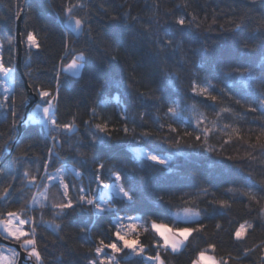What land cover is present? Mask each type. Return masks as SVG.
Masks as SVG:
<instances>
[{
  "label": "trees",
  "instance_id": "16d2710c",
  "mask_svg": "<svg viewBox=\"0 0 264 264\" xmlns=\"http://www.w3.org/2000/svg\"><path fill=\"white\" fill-rule=\"evenodd\" d=\"M23 2L24 0H0L2 58L5 66L14 70L13 89L17 111L16 135L8 143L6 136L11 133L12 118L0 115V133L4 134L0 135V147L4 149L0 150V168H6L15 156L26 152L28 167L34 171L37 167L42 168L45 163L51 141L46 133L40 131L42 125L34 123L28 124L19 146L15 144L19 136L20 117H23L26 110L21 106V101L27 98L25 81L16 70V32L19 18L16 12L17 4L23 8ZM63 2L64 0H27L21 32L23 73L34 92L37 87L53 88L66 42H74L78 50L85 49L90 53L88 69L81 77H71L67 73L61 76L57 119L66 123L76 116L79 135L72 137L68 143H64L65 137H61L64 147L54 149L60 153V159L57 162L54 158V163L49 165V172H54L61 165L76 167L84 173L83 180L71 174L65 180H71L77 185L82 182L87 186L92 182L96 168L93 159L98 158L99 162L105 163L106 169L112 168L121 172L125 178V187L131 183L136 188L138 196L132 208L119 203V197L115 194L113 199L117 201L116 207L120 210V215L139 216L144 226H149L151 220L166 223L170 227L185 226V222L176 220L172 213L183 206L182 197L200 195L196 202L201 209H207L202 212L204 232H194L183 249L177 253L161 250L160 255L165 264H193L199 251L207 249L209 244L216 246L214 253L209 250L218 260L224 258L230 264H264L261 259L264 251L258 247L264 241V217L258 215L259 206L250 207L247 198L239 195L234 196L231 209H220L208 204L213 199L233 197V193L227 192L228 188L257 184L264 178V157H257L255 161L222 160L217 155L203 152L198 145L187 146L195 144L192 137H184L186 143L178 149L169 148L164 143L165 140L170 142L171 137L176 135L169 132L170 124L178 129L180 136H184L185 131L193 132V136L196 134L194 121L169 120L166 113L170 104H177L181 108L196 104L209 119L214 116L213 109L200 103L201 97L193 95V80L200 82L207 79L216 85L217 90H232L229 94L233 99L222 95V104L217 106V110L221 106L232 108L234 115L226 122L234 123L245 132L249 128L258 131L260 124L264 123V118H260L258 112L245 111L247 104L244 101L239 105L235 103L240 90L234 88L223 74L229 70L225 65L238 64L253 68L254 74L260 75L264 57L259 52L246 53L239 49V38L224 29L231 26L229 22L232 19L245 13L249 26L255 27L264 15V0H257L255 4L250 0H86L88 7L80 15H85V12L88 14L91 31L90 35L79 37L66 29L63 13L60 11ZM129 11L132 17L139 18L141 24H135L132 20L121 24L119 20L111 19L112 16L123 17ZM181 15L188 19H191V15H196L203 22V28L195 32V39L184 43L182 50L157 55L154 44L147 39L136 38L142 30L141 25L153 17L160 20V27L164 29ZM213 18L216 20L215 24L212 23ZM209 25L213 31L207 30ZM220 25H224V28ZM28 32L36 33L41 45L39 50L33 49L29 52L26 49L25 39ZM244 35L249 36L253 42L258 41V34L253 36L246 30ZM92 108H96L99 114L95 122H101L102 119L108 123L110 129H115L110 132L111 142L108 146L89 144L83 121L92 119ZM124 115L127 120L123 118ZM125 124L129 129L135 128V135H126L122 131ZM143 131H149L152 135L141 139L139 134ZM223 138L218 133H213L209 137V143L219 148ZM69 144L86 153V164L77 163L80 157L69 150ZM28 145L32 147L30 152H27ZM132 147H145L156 153L170 154L172 160L167 168L155 165L145 157H138L131 150ZM223 147L224 155L244 156L246 150L241 142L236 141ZM249 173L252 174L251 178ZM202 188H208L209 192L201 194ZM164 193L169 194L166 201L170 200L171 205L158 201L157 196ZM212 193H215V197ZM16 195L19 196L20 193L17 192ZM27 195L30 196L31 193ZM114 219L115 214L105 213L101 217H95L85 210L74 212L66 218L62 222L63 231L59 234L41 226L37 230V239L46 264H57L62 253L64 264H88L86 257L91 255L90 249L95 239L99 237L108 242L111 238L110 224ZM245 221L257 227L254 232L249 230L246 242H238L234 239V231ZM84 224L92 230L91 240L86 233L80 231ZM217 224L221 225L219 229ZM137 231L146 254L153 255L156 250L155 242L159 237L152 230L144 232L142 228H138ZM247 248L256 250L244 256ZM139 261V257L125 256L120 264H138Z\"/></svg>",
  "mask_w": 264,
  "mask_h": 264
},
{
  "label": "snow or ice",
  "instance_id": "6c2138e0",
  "mask_svg": "<svg viewBox=\"0 0 264 264\" xmlns=\"http://www.w3.org/2000/svg\"><path fill=\"white\" fill-rule=\"evenodd\" d=\"M250 2L255 4L257 0H250ZM184 6L187 7V5ZM87 7L86 0H64L61 5L60 11L63 13L64 20L71 29V33L77 37L85 34L90 35L91 23L88 14L85 12V15H80ZM22 12H24V9L17 4V18ZM111 19L119 20L121 24H127L129 20L134 21L135 24H141L138 17L131 16L130 11L125 13L123 17L112 16ZM247 20L248 16L245 13L239 18L232 19L229 22L231 26L224 30L232 32L239 38V49L246 53L259 52L264 57V15L261 16L255 27H250ZM212 23H216L215 18H213ZM141 27L142 30L136 38H144L150 41L155 45L157 55H160L161 53L182 50L184 43L195 39V32L203 28V22L196 15H191V19L181 15L176 17L167 28L162 29L160 20L153 17L144 22ZM220 27L224 28V25H220ZM207 30L213 31L214 29L209 25ZM246 30L251 32L253 36L258 34V41L253 42L249 36L244 35ZM25 45L29 52L33 49H40L41 45L35 32L26 34ZM2 49L3 44L0 43V50ZM9 51H11V47ZM89 57L90 53L87 50H78L74 46V42H66L64 55L60 59V70L56 72L54 77L53 88L37 87L35 95L39 99L32 100L34 105L32 114L27 118V121L20 117L21 123L42 125L40 131L46 133L51 141V147L48 149L47 159L42 168L37 167L34 171L31 170L28 167L29 160L26 152L15 156L6 168H0V237L17 244L20 249V251H17L16 248L8 249L13 257L10 264H46L45 255L42 254L37 239V230L43 226L59 234L63 231L62 222L77 211L87 210L95 217H101L105 213L115 214V219L110 224L112 229L111 238L108 242L99 237L95 239L90 249L91 255L86 257L88 264H120L125 256L139 257L138 264H150V262L151 264H165V260L160 255L161 250H170L171 253H177L194 232H204V226L201 222L202 212H206L207 209H201L199 203L196 202L200 199V195L182 197L183 206L178 207L172 213L176 220H183L185 226L169 227L168 224L157 223L156 220H151L149 226H144L139 216L120 215V210L116 207L117 201L113 199L114 193L116 197H119V203L127 204L129 208H132L135 206L138 196L136 188L131 183L128 187H125V178L121 172L112 168L106 169L105 163L99 162L98 158L93 159L96 168L92 182L87 186L82 182L77 185L71 180H65V177L69 174L81 181L83 180L84 173L76 167L61 165L56 167L54 172H49V165L54 163V158L57 162L60 159V153L54 151V149L64 147L61 137H65L64 143H68L72 137L79 135L76 116H73L71 121L66 123H61L57 119L62 88L61 76L67 73L71 77H81L88 69ZM224 67L229 69L223 73L224 76L231 81L234 88L240 90L239 98L235 99V103L239 105L244 101L247 104L245 108L247 113L258 112L259 117L264 118V63L260 66L259 76L254 74L253 68L247 66L236 64L225 65ZM12 73L13 68L5 66L2 51H0V87H3V93L0 94L2 95L0 115H3L4 118L8 116L12 118L11 133L6 136V143L10 142L16 135L15 91L9 86L13 80ZM170 75L172 74L170 73ZM191 91L194 96L201 97L200 103H205L207 107L213 109L214 116L209 119L204 112L197 108L196 104H192L188 108H181L174 103L170 104L166 113L169 120L194 121L196 134L193 136V132L185 131L184 136H180L178 129L170 124L169 132L176 133V135L171 137L170 142L169 140L164 141L169 148L178 149L186 143L184 137H192L195 144H187V146L198 145L203 152L217 155L222 160L249 159L255 161L257 157H264V123L260 124L258 131L249 128L245 132L244 129L234 123L226 122L234 115L231 107L221 106L217 110V106L222 104V95L227 96L230 100L233 99V96L229 94L232 91L231 89L229 92H225L224 88L217 90L216 85L205 79L200 82L193 80ZM10 96L12 97L11 100ZM30 99H22L21 106H27ZM249 100L251 103H248ZM90 114L92 119L83 121L89 136V144L91 146H108L111 142L110 132L115 131V129H110L108 123L103 122L102 119L101 122H95L99 117L96 108H92ZM123 118L127 120L126 115ZM141 119H143V116H141ZM122 131L126 135H135V128L129 129L127 124H125ZM213 133H218L224 137L219 148L209 143V137ZM0 135L4 134L0 133ZM151 135L149 131H143L139 134L141 139L148 138ZM234 141L241 142L245 146L244 156L223 154V146L231 145ZM21 142L22 140L19 139L16 141L18 146ZM0 150L4 149L0 147ZM31 150V145H28L27 152ZM69 150L80 157L77 163L83 165L88 162L86 153L80 151L79 147L69 144ZM140 155L153 164L166 168L169 167L171 160V157H164L153 151L143 152ZM251 175L249 173L250 178ZM93 184L95 187H93ZM34 189L35 191H33ZM17 192L20 193L19 196L16 195ZM200 192L201 194H207L209 189L202 188ZM227 192L233 193V197L213 199L208 201V204L218 206L220 209H231L234 196L239 195L247 198L250 207L252 205L259 206L258 215L264 217V178L252 186L228 188ZM28 193H31V195H27ZM168 195V193L160 194L157 199L171 205L170 200L166 201ZM212 195L215 197V193H212ZM46 216L51 218L45 219ZM191 224H197L198 226H188ZM216 227L219 229L221 225L217 224ZM256 227L257 225L245 221L235 229L234 239L238 242H246L249 230L254 232ZM138 228H142L144 232L152 230L159 237V240L155 242L156 250L153 255L146 254L145 246L139 240ZM80 231L86 233L89 240L92 239V230L88 228L87 224L80 227ZM258 247L261 251H264V241ZM209 249L214 253L216 246L209 244L207 249L199 251L193 264H230L227 259L220 258L218 260L214 255H207ZM255 250V248H247L243 255L247 256ZM21 256H23L22 261H20ZM261 259L264 260V257ZM57 264H64L63 253L57 260Z\"/></svg>",
  "mask_w": 264,
  "mask_h": 264
},
{
  "label": "water",
  "instance_id": "95a60500",
  "mask_svg": "<svg viewBox=\"0 0 264 264\" xmlns=\"http://www.w3.org/2000/svg\"><path fill=\"white\" fill-rule=\"evenodd\" d=\"M26 3H27V0H24V2H23L24 12H22L20 14V16L18 18V21H17V47H18V50H17V63H16L17 72L19 74H21V76L23 77V79L25 81V86H26V89H27V98H31L29 100V103H28L27 107H26L25 114H24V117H23L25 121H27V118H28V115H29L30 111L34 108V105L32 103V100H38L39 99L35 95V92L29 86V84L27 82V79L24 76L23 68H22V62H23V43H22L21 32H22V22H23V18H24ZM66 29L69 32H71V29L68 27L67 24H66ZM73 35L75 36V34H73ZM75 37H77V36H75ZM27 126H28V124H25V123H21L20 122V124L18 126V133H19L18 139H20L22 137L24 131L27 128ZM16 141H15V144H16ZM0 245L1 246H4V247H9V248H16L17 251H20L19 246L17 244L11 242L10 240H5L2 237H0ZM22 260H23V256L20 257V261H22Z\"/></svg>",
  "mask_w": 264,
  "mask_h": 264
},
{
  "label": "rangeland",
  "instance_id": "374dc122",
  "mask_svg": "<svg viewBox=\"0 0 264 264\" xmlns=\"http://www.w3.org/2000/svg\"><path fill=\"white\" fill-rule=\"evenodd\" d=\"M16 34H17V32H16ZM16 38H17V35H16ZM0 51H1V50H0ZM16 70H17V67H16ZM12 78H13L12 83H11L9 86L13 88V86H14V70H13V73H12ZM2 93H3V87H0V94H2ZM1 97H2V95H0V99H1ZM26 107H27V106H25V108H26ZM32 111H33V109L30 111L28 117L32 114ZM24 114H25V112H24ZM23 117H24V115H23ZM19 140H20V139H19ZM131 150H132V151H133L138 157H143L142 155H140V154L143 153V152L153 151V150H150V149L145 148V147H132ZM153 152H155V151H153ZM155 153H156V152H155ZM158 154H160L161 156H164V157H171V160H172V156H171L170 154H163V153H158ZM171 160H170V162H171ZM170 162H169V163H170ZM113 195H114V193H113ZM180 221H182V220H180ZM169 227H170V226H169ZM125 230H126V229H125ZM183 247H184V246H183ZM183 247L181 248V250L183 249ZM8 249H10V248H9V247H4V246H1V245H0V250H2V251H0V264H10V262L12 261L13 257H12L11 254L9 253ZM206 254H207V255H213V254L210 253V250H208V252H207ZM9 256H11L10 259H9ZM150 264H151V262H150Z\"/></svg>",
  "mask_w": 264,
  "mask_h": 264
},
{
  "label": "crops",
  "instance_id": "0c3cea01",
  "mask_svg": "<svg viewBox=\"0 0 264 264\" xmlns=\"http://www.w3.org/2000/svg\"><path fill=\"white\" fill-rule=\"evenodd\" d=\"M11 258V256H9V259Z\"/></svg>",
  "mask_w": 264,
  "mask_h": 264
}]
</instances>
